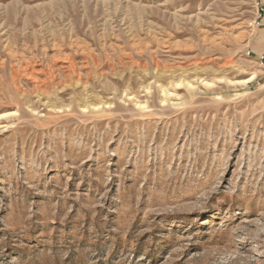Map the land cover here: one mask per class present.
Returning a JSON list of instances; mask_svg holds the SVG:
<instances>
[{
	"label": "rangeland",
	"instance_id": "obj_1",
	"mask_svg": "<svg viewBox=\"0 0 264 264\" xmlns=\"http://www.w3.org/2000/svg\"><path fill=\"white\" fill-rule=\"evenodd\" d=\"M260 1L0 0V264H264Z\"/></svg>",
	"mask_w": 264,
	"mask_h": 264
},
{
	"label": "built area",
	"instance_id": "obj_2",
	"mask_svg": "<svg viewBox=\"0 0 264 264\" xmlns=\"http://www.w3.org/2000/svg\"><path fill=\"white\" fill-rule=\"evenodd\" d=\"M258 4H259V10H258L259 13H258L256 19L253 22L254 26H260L261 25V21H262L263 16H264V0H261ZM248 54L251 55V51H249ZM258 60L262 64H264V54H260L258 56Z\"/></svg>",
	"mask_w": 264,
	"mask_h": 264
},
{
	"label": "crops",
	"instance_id": "obj_3",
	"mask_svg": "<svg viewBox=\"0 0 264 264\" xmlns=\"http://www.w3.org/2000/svg\"><path fill=\"white\" fill-rule=\"evenodd\" d=\"M261 24H262L261 26H264V16H263Z\"/></svg>",
	"mask_w": 264,
	"mask_h": 264
},
{
	"label": "bare ground",
	"instance_id": "obj_4",
	"mask_svg": "<svg viewBox=\"0 0 264 264\" xmlns=\"http://www.w3.org/2000/svg\"><path fill=\"white\" fill-rule=\"evenodd\" d=\"M253 78V77H252Z\"/></svg>",
	"mask_w": 264,
	"mask_h": 264
}]
</instances>
